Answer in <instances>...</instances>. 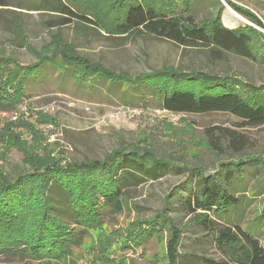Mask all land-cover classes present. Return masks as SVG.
I'll return each mask as SVG.
<instances>
[{"label":"trees","instance_id":"trees-1","mask_svg":"<svg viewBox=\"0 0 264 264\" xmlns=\"http://www.w3.org/2000/svg\"><path fill=\"white\" fill-rule=\"evenodd\" d=\"M180 1L185 2L119 0L114 5L113 28L105 31L100 17L77 10L73 0H38L35 10L55 15L46 26L48 30L56 29L51 35L56 46L49 41L39 49L27 47L35 59L28 64H22L13 53H0V112L15 108L6 97L7 90L26 96V87L51 67L79 87L102 89L105 94L107 89L118 88L127 97L144 86L160 108L171 113L223 112L236 117L238 127L264 128V83L256 85L229 73L180 68L134 74L113 70L80 54L62 37L61 28L72 23L86 36H151L185 48L207 49L214 56L232 52L264 62V47L255 49L248 31L228 28L216 17L196 22L191 14L183 20L173 16L168 5L178 6ZM8 2L0 0V6ZM205 131L208 150L218 156L217 170L209 174L200 165L180 166L194 183L189 186L185 181L183 188L166 201H179L189 222L203 231L202 240L209 238L228 263L264 264L260 240L264 232V197L259 214L250 223L243 221L242 214V209L253 204V197L264 195V161L259 154L247 152V137L235 129L213 126ZM5 145L7 154L15 145L20 148L21 143L7 141ZM125 150L110 153L103 162L63 166L52 161L49 154L37 155L26 148V164L9 170L0 166V257L27 264H79L74 250L81 247L93 222L99 221L102 214L122 212L133 188L157 180L174 166L147 149L132 146ZM248 174L254 176V183ZM167 218L163 211L151 226L154 229L159 222L169 231L168 264H194L195 256L177 250L183 228Z\"/></svg>","mask_w":264,"mask_h":264},{"label":"rangeland","instance_id":"rangeland-1","mask_svg":"<svg viewBox=\"0 0 264 264\" xmlns=\"http://www.w3.org/2000/svg\"><path fill=\"white\" fill-rule=\"evenodd\" d=\"M8 1V5L0 6V53H13L22 64H28L35 59L27 47L39 49L49 41L56 46L51 37L56 29L48 30L46 26L55 15L35 10L38 0ZM73 1L77 10L100 17L105 31L112 30L114 5L119 0ZM150 1L161 3V0ZM168 6L180 20L188 14L196 22L216 17L228 28L248 31L255 41V49L264 47V0H185L178 2V6ZM76 29L72 23L62 27L63 40L73 43L80 54L113 70L134 74L180 68L218 75L229 73L256 85L264 83V62L236 53L214 56L207 49L185 48L151 36L108 39L86 36ZM106 91L107 94L102 89L79 87L70 77L59 75L51 67L26 87V96L7 90L6 97L15 108L0 112V166L9 170L26 164V148L37 155L49 154L52 161L63 166L92 160L103 162L110 153L127 151L132 146L147 149L175 167L157 180H147L133 188L122 212L102 214L99 221L93 222L81 247L74 250L78 263L168 264L169 231L159 222L154 229L151 226L163 211L184 230L177 247L179 253L195 256L194 264L227 262L209 238L202 240L203 231L189 222V215L180 202L166 200L180 191L185 181L188 180L189 186L194 183L189 172L180 166L200 165L209 174L217 170L218 156L208 150L205 140L207 128L227 127L244 134L248 140L247 152L253 156L259 154L263 161L264 128L238 127L240 121L223 112L171 113L160 108L157 99L144 86L136 90L137 94L127 97L118 88ZM7 141H18L21 146L15 145L4 154ZM247 176L252 183L254 176ZM263 197H253L251 207L242 209L244 222L250 223L259 214ZM165 205L168 209L163 210ZM260 240L264 246V232ZM0 264L27 263L0 257Z\"/></svg>","mask_w":264,"mask_h":264},{"label":"built area","instance_id":"built-area-1","mask_svg":"<svg viewBox=\"0 0 264 264\" xmlns=\"http://www.w3.org/2000/svg\"><path fill=\"white\" fill-rule=\"evenodd\" d=\"M0 135H1V131H0Z\"/></svg>","mask_w":264,"mask_h":264}]
</instances>
